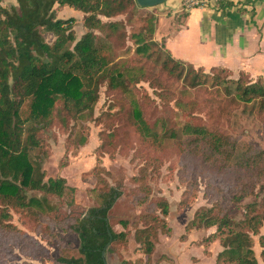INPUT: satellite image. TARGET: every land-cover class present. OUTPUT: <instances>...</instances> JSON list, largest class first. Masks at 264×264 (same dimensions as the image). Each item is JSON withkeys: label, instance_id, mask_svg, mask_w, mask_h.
<instances>
[{"label": "trees", "instance_id": "trees-1", "mask_svg": "<svg viewBox=\"0 0 264 264\" xmlns=\"http://www.w3.org/2000/svg\"><path fill=\"white\" fill-rule=\"evenodd\" d=\"M15 1L16 4L8 7L0 4V229L11 236L17 233L33 240L36 247L21 244L19 250L41 258L42 243L12 221L13 212H18L34 230L46 232L44 218L50 209L48 195L61 196L66 187L63 177L44 178L40 163L31 157V150L40 144L38 131L53 121L67 127L71 118L90 115L103 83L109 91L128 95L130 82L136 83L151 73L142 69L134 71L124 62L112 61L107 54L106 38L124 39L126 31L121 21L103 20L101 16L135 11L139 6L135 0ZM55 5H69L84 13L86 30L79 37L74 33L75 18L57 17ZM156 19L155 13L148 16V32L130 33L129 37L136 43V52L152 55L151 46L157 44L154 39ZM95 29L104 32V40L100 41ZM42 31L54 34L52 43L44 39ZM146 33L150 38H146ZM161 45L164 49L162 69L167 73L182 79L188 86L215 84L230 102L236 105L252 103L257 116L264 118V77L253 78L241 71L234 78L209 73L201 67L196 69L173 57L164 47L163 40ZM212 68L231 73L223 66L209 69ZM153 77L158 79L157 75ZM25 101H28L29 114L23 117L21 107ZM130 117L140 138L157 143L156 130L136 104L131 106ZM162 127V135L173 138L179 152L199 158L220 172L233 166L239 171L241 178L233 194L234 200H239L264 178V148L250 147L231 162L237 141L213 120L199 123L189 120L183 126L181 138L171 118H164ZM34 190L43 194L30 193ZM118 195L113 186H107V190L99 194V205L89 207L69 223L56 222L60 230L74 232L79 238L78 255H58L56 261L59 264H107L105 254L110 245L125 241L126 236V231L114 230L108 219V211ZM140 197V202L145 201L146 198ZM186 199L184 196L181 203ZM156 205L162 215L168 214V202L164 197H159ZM249 205L252 214L237 229L231 228L233 222L227 207L218 203L199 209L185 230L216 226V230L205 237V242L219 237L222 248L215 254L214 264H260L254 254L251 235L259 233L263 224L264 194L259 201ZM138 219L142 226L136 227L134 238L143 247L148 260L154 250L153 235L164 222L152 213L140 214ZM119 222L123 226L127 224L125 219ZM53 223L55 221L51 220L47 230L60 238ZM184 238L185 234H182L181 239ZM259 243L264 260V235H260Z\"/></svg>", "mask_w": 264, "mask_h": 264}, {"label": "rangeland", "instance_id": "rangeland-1", "mask_svg": "<svg viewBox=\"0 0 264 264\" xmlns=\"http://www.w3.org/2000/svg\"><path fill=\"white\" fill-rule=\"evenodd\" d=\"M13 2L16 4L15 0H1L0 4L8 7ZM156 6H136L135 11L101 16L103 20L121 21L126 31L124 39L106 38L109 58L124 62L134 71L142 69L151 74L136 83L130 82L128 95L109 91L103 83L90 115L71 118L67 127L53 121L38 131L40 144L31 150V157L40 163L44 178L63 177L66 187L61 196L48 195L50 209L44 218L46 232L34 230L18 212L12 214V221L19 229L33 234L42 243L41 258L19 250L21 244L36 247L33 240L17 233L11 236L0 229V264H59L56 261L58 255L77 256V234L60 230L56 222L69 223L89 207L99 205V194L105 192L107 186H113L119 192L108 211L109 223L116 231H126L125 241L110 245L105 254L107 264H214L215 254L222 246L219 237L207 242L205 237L214 232L216 226L188 232L185 226L199 209L218 203L227 207L233 229L252 214L249 204L259 201L264 194L261 189L264 178L239 200H234L233 194L241 178L239 171L233 166L220 172L199 158L179 152L173 138L162 135V121L171 118L181 138L183 126L189 120L194 123L213 120L237 141L231 158L233 162L250 147L264 148V118L257 116L252 103L236 105L230 102L215 84L188 86L162 69L164 49L161 38L172 29L173 17L157 15L154 31L157 44L151 46L154 50L151 56L134 50L136 43L129 35L147 30L148 16L154 14ZM55 15L75 18L76 37L86 30L81 10L69 5H55ZM94 31L100 41L104 40V32ZM42 35L48 43L55 38L50 31H42ZM72 44L68 46L72 47ZM200 69L226 77L237 78L239 75L220 68ZM134 104L156 130L157 143L144 141L136 133L130 117ZM28 114V101H25L21 115L26 117ZM145 187L148 188L143 190ZM30 193L43 194L39 190ZM140 196L146 198L145 201L140 202ZM184 196L187 199L181 203ZM159 197L168 202L169 211L165 216L156 205ZM143 213L156 214L164 222L153 235L154 250L148 260L143 247L134 238L136 227L142 226L138 216ZM120 219L127 220V224H120ZM51 220L55 221L53 226L60 238L47 230ZM182 234H185L183 240ZM260 235H264V219L259 233L251 235L254 254L258 262L264 264Z\"/></svg>", "mask_w": 264, "mask_h": 264}, {"label": "crops", "instance_id": "crops-1", "mask_svg": "<svg viewBox=\"0 0 264 264\" xmlns=\"http://www.w3.org/2000/svg\"><path fill=\"white\" fill-rule=\"evenodd\" d=\"M154 13L174 19L161 38L173 57L195 67L223 66L233 74L264 77V0H210L192 6L166 0Z\"/></svg>", "mask_w": 264, "mask_h": 264}, {"label": "water", "instance_id": "water-1", "mask_svg": "<svg viewBox=\"0 0 264 264\" xmlns=\"http://www.w3.org/2000/svg\"><path fill=\"white\" fill-rule=\"evenodd\" d=\"M139 6H155L166 0H135Z\"/></svg>", "mask_w": 264, "mask_h": 264}, {"label": "built area", "instance_id": "built-area-1", "mask_svg": "<svg viewBox=\"0 0 264 264\" xmlns=\"http://www.w3.org/2000/svg\"><path fill=\"white\" fill-rule=\"evenodd\" d=\"M188 6L206 3L210 0H185Z\"/></svg>", "mask_w": 264, "mask_h": 264}]
</instances>
